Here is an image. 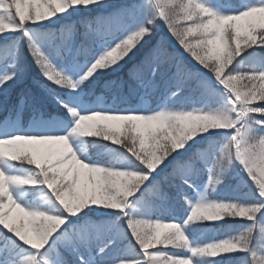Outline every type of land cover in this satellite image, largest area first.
<instances>
[{
	"label": "snow or ice",
	"instance_id": "snow-or-ice-1",
	"mask_svg": "<svg viewBox=\"0 0 264 264\" xmlns=\"http://www.w3.org/2000/svg\"><path fill=\"white\" fill-rule=\"evenodd\" d=\"M0 52V264H264V0H0Z\"/></svg>",
	"mask_w": 264,
	"mask_h": 264
},
{
	"label": "trees",
	"instance_id": "trees-1",
	"mask_svg": "<svg viewBox=\"0 0 264 264\" xmlns=\"http://www.w3.org/2000/svg\"><path fill=\"white\" fill-rule=\"evenodd\" d=\"M85 30L86 29H85L84 25H82V24H78L77 25V32H78L77 39H81L82 38V33ZM144 51L145 50H141V53L137 54L136 60H139L141 58V56H142ZM2 55H3V52H0V56H2ZM133 62H135V61L129 62V64L125 66V69L123 70V73H121L120 75H124V73L127 72L128 68L131 66V64ZM34 80H40L41 82H43V78L41 76H39L36 68L34 66H32L30 68V71H29L27 77H26V83L24 85H21L20 87H28V88H31L34 92H37L38 89H36V87H35V85L33 83ZM49 86L50 87H55L54 85H49ZM20 87H18L16 89V92H19ZM13 103H15V93H13L11 95V97L8 98L7 100H5V98L0 97V106H3V105L6 104V106H5L6 108L4 107V109L0 112V122L4 121L6 118H8L10 115H12V113L10 112V109H11ZM90 139H94V138H90ZM107 143H110V142H107ZM110 146L118 147L116 145H111V144H110ZM91 151H94V150L91 149ZM207 167H209V166L207 165ZM202 179H204V178H202ZM150 199H152V203L157 208H167L168 207L167 202H160L158 200H155L154 198H150ZM157 215L158 214L154 213L152 217H147V218H153L154 219V218H157ZM159 215H163V216L167 217L168 215H170V213L162 212ZM214 235L215 234L212 233L211 231H205V232L199 234V238L202 239V240H209V239L214 238ZM219 235H223V234L220 233Z\"/></svg>",
	"mask_w": 264,
	"mask_h": 264
},
{
	"label": "rangeland",
	"instance_id": "rangeland-1",
	"mask_svg": "<svg viewBox=\"0 0 264 264\" xmlns=\"http://www.w3.org/2000/svg\"><path fill=\"white\" fill-rule=\"evenodd\" d=\"M77 38V37H76ZM185 59H187L185 57ZM102 99L108 101V102H111V98H110V95H103L102 96ZM5 105L3 106H0V112L4 109ZM6 108V107H5ZM1 123V122H0ZM90 152H91V149H90ZM209 167H211V165L209 164L208 165ZM227 182V181H226ZM230 184V188L231 189H235L236 191L240 192V193H243L244 191H247V186L244 185V184H241L236 177H233L232 180L229 182ZM223 234V233H222Z\"/></svg>",
	"mask_w": 264,
	"mask_h": 264
}]
</instances>
